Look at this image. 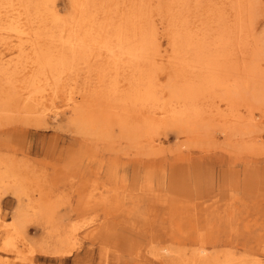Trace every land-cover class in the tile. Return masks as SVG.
<instances>
[{
	"label": "rangeland",
	"instance_id": "rangeland-1",
	"mask_svg": "<svg viewBox=\"0 0 264 264\" xmlns=\"http://www.w3.org/2000/svg\"><path fill=\"white\" fill-rule=\"evenodd\" d=\"M190 1L192 12L205 14L210 6L223 17L231 12L232 21L231 0ZM243 3L236 60L246 41V52L255 53L247 60L264 66V0ZM54 4L69 16L71 0ZM254 40L259 48L252 50ZM100 65L130 106L127 66L103 59ZM149 65L153 87L167 98L175 71L164 60ZM90 71L78 80L82 92L98 82L96 69ZM15 72L10 83L0 79V220L8 228L7 235L0 231V264L6 236L11 251L22 248L17 264H264V100L237 99L253 120L233 134L217 120L179 127L181 121L156 117L150 124L138 116L120 134V125L106 127L85 112L86 101L72 110L57 98L56 117L28 107L8 94L18 88ZM13 216L25 218L22 227ZM94 224L106 231L91 241L85 232ZM75 233L69 255L53 251L66 250Z\"/></svg>",
	"mask_w": 264,
	"mask_h": 264
},
{
	"label": "bare ground",
	"instance_id": "bare-ground-1",
	"mask_svg": "<svg viewBox=\"0 0 264 264\" xmlns=\"http://www.w3.org/2000/svg\"><path fill=\"white\" fill-rule=\"evenodd\" d=\"M71 2L66 17L60 14L54 0H0V79L4 75L10 83V76L16 71L19 81L17 89H7L9 95L14 93L28 107L50 111L53 117L59 114L57 98L72 110L86 101L85 112L94 114L106 127L120 125V134H125L124 124L135 116L150 124L156 117L181 121L177 122L179 127H184L186 121L204 125L217 120L223 132L231 134L253 120L252 116L242 114L240 106L244 105L237 99L245 105L252 96L264 100V66L258 60H247V55L255 53L246 52V41L242 42V60H236L244 0H231V8L236 3L232 21L228 18L231 12L223 17L216 15L219 10L210 6L204 8L205 14L199 13L197 7L192 12L190 0H158L156 6L152 5L153 0ZM163 39L165 46L161 49ZM252 48H259L255 40ZM7 53L9 57L5 58ZM14 59V67L8 69ZM102 59L127 66L132 79L130 106L119 88L108 85L105 78L108 70L100 69ZM156 59L166 61L175 71L167 98L152 84L155 76L149 64H155ZM92 69H96L98 82L82 92L78 80L81 75L88 76ZM216 100L223 101L225 109H219V103L217 106L213 103ZM2 178L0 174V181ZM146 188H151L150 181ZM24 222V217L13 216L18 228ZM7 229L0 220L3 235H7ZM104 230V224H94L85 236L93 241ZM76 234L70 241V235H66L70 243L66 250L58 246L53 251L61 256L69 255ZM4 245L1 263L17 264L14 258L20 256L22 248L15 246L11 251L13 243L8 236Z\"/></svg>",
	"mask_w": 264,
	"mask_h": 264
}]
</instances>
